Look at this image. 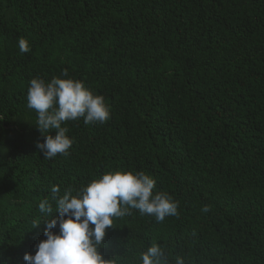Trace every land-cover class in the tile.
<instances>
[{
	"label": "trees",
	"instance_id": "16d2710c",
	"mask_svg": "<svg viewBox=\"0 0 264 264\" xmlns=\"http://www.w3.org/2000/svg\"><path fill=\"white\" fill-rule=\"evenodd\" d=\"M33 78L82 81L109 119L62 123L73 144L46 159L36 144L57 130L27 107ZM116 170L151 176L179 215L132 209L105 259L143 264L156 243L170 264H264V0H0V264L47 239L53 186Z\"/></svg>",
	"mask_w": 264,
	"mask_h": 264
},
{
	"label": "clouds",
	"instance_id": "9594fccd",
	"mask_svg": "<svg viewBox=\"0 0 264 264\" xmlns=\"http://www.w3.org/2000/svg\"><path fill=\"white\" fill-rule=\"evenodd\" d=\"M19 51L26 53L30 46L25 38L19 39ZM67 75V69L64 70ZM27 107L38 113L36 126L47 133L57 130L55 137L47 135L37 142V149L46 159L68 154L73 144L62 123L84 118L86 125L105 123L110 117L109 106L102 95L94 94L82 81L71 78H53L50 82L33 78L27 94ZM156 181L143 171H110L93 179L86 187L68 188L60 196V188L52 187V201L58 210V219L48 220L44 235L47 239L37 245L35 255L26 253L28 264H116L105 259L99 248L103 246L106 231L115 227L114 220L131 215V210L154 216L163 222L166 216H178L179 202L166 192L153 190ZM39 210L50 216L54 209L48 199L40 202ZM208 212L210 206L201 209ZM40 221H34L37 227ZM59 224V234L52 231ZM94 225V227H92ZM143 264H170L163 248L153 243L142 253ZM175 264H185L177 257Z\"/></svg>",
	"mask_w": 264,
	"mask_h": 264
}]
</instances>
